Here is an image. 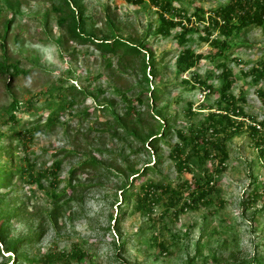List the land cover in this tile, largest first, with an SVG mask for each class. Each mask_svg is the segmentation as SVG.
I'll list each match as a JSON object with an SVG mask.
<instances>
[{"label":"rangeland","instance_id":"obj_1","mask_svg":"<svg viewBox=\"0 0 264 264\" xmlns=\"http://www.w3.org/2000/svg\"><path fill=\"white\" fill-rule=\"evenodd\" d=\"M77 1L90 19L88 31L105 35L110 20L123 38H144L152 54L160 59V76L156 81L165 83V90L158 109L165 108L160 110V119H168L171 131L165 141L158 143L156 152L149 151L147 144L140 147L132 137L112 136L108 128L114 115L121 117L123 111L118 93L132 97L138 91L136 87H145L140 78V62L104 60L89 45L65 42L57 25L61 13L54 10L60 5L58 0H0V62L12 63L24 71L12 81L0 75V134H3L0 145L11 143L17 149L14 164L26 170L21 176L15 175L10 186L0 193L6 195L7 204L25 205L24 216L10 224V239L42 232L34 243L17 254L8 252L0 242V264H10L9 259L15 263L18 260L15 255L40 259L48 253L68 252L75 247L87 253L82 264H264V161L248 134L242 131L227 141L228 159L219 175L213 172L218 167L217 159L200 162L193 157L188 164L190 171H180L170 157L179 143L177 131L189 135L204 123L208 114L224 113L217 110L216 91L221 76L214 63L203 58L190 73L179 75L176 71V59L183 49L204 56L211 52L212 47L201 40L205 35L202 25L195 22L197 31H191L186 36L187 43L180 45L177 38L180 28L171 30L167 37L155 35L157 13L148 2L139 5L130 0ZM178 2L176 7H182L188 17L194 7L209 11L218 5L216 0ZM6 22L10 23L5 33ZM61 38L63 43H58ZM234 42L244 45L232 48L226 60L235 81L230 94L244 115L236 120L244 121L245 125L248 121L264 122V102L259 94L264 93V76L254 81L249 74L253 68L261 69L264 63V32L250 27ZM194 74L211 85L214 92L201 89L191 78ZM6 82L10 83L7 87ZM67 88L85 94L71 98L72 107L56 111L60 103L70 101L69 93H58L59 89ZM11 96L20 106V111L14 113L18 130L32 129L19 142L8 140L5 134L10 128L5 111ZM57 96L63 97L62 102ZM107 100L113 101V112L102 108ZM118 132L122 134V130ZM83 158H95L106 164L105 168H111L74 175L71 185L78 183L82 189L67 205L66 197L59 200L56 225L40 226L52 209L49 195L52 191L60 195L66 189L71 170ZM124 160L139 171L159 162L155 172L140 176L134 185L137 188L150 180L162 186L163 191L157 192L150 213H134L131 205L116 228L113 219L127 206L120 203V191L116 188L123 178L114 167H123ZM58 161L59 169H54ZM51 169L56 175L54 186L49 175ZM205 173L213 175L210 185L214 193L206 204L186 209L189 183ZM131 178L130 175L128 181ZM255 190L259 198L251 202ZM124 241L123 251L118 252L117 246ZM160 243L168 249L167 253H160Z\"/></svg>","mask_w":264,"mask_h":264},{"label":"trees","instance_id":"obj_2","mask_svg":"<svg viewBox=\"0 0 264 264\" xmlns=\"http://www.w3.org/2000/svg\"><path fill=\"white\" fill-rule=\"evenodd\" d=\"M58 2L60 5L54 7V10L61 13L57 19V25L64 35L65 42L68 41L80 46L89 45L99 52L104 60L106 58H117L120 63L128 60L140 62V78L145 87L141 85L136 87L138 91H135V95L132 97H128L124 92L118 91L123 104L121 117L115 114L113 124L111 126L107 124L106 126H110L108 129L112 131V136L121 137V139L132 137L140 143V147L143 148L147 144L149 151L153 150V152H156L158 143L165 141L171 131L168 119H160V110H165V108L158 109L160 96L165 90V83L156 81L160 76L158 67L160 59L158 60L152 54L146 42H144V38L135 40L123 38L114 29L109 22L110 20H108L107 25L109 27H107L105 35L98 36L93 31H88L87 22L90 19L85 17L83 6L77 0H58ZM130 2L139 5L148 2L156 10L158 26L155 29V35L167 37L170 35L171 30L180 28V32L177 35L180 45L187 43L186 36L191 31H197L193 25L195 22L202 25V31L205 35L201 40L209 44L212 50L208 55L204 56L200 53L195 54L189 48L183 49L176 59V71L179 75L190 73L203 58H208L220 70L221 85L216 91L219 94L217 110L222 109L224 113L221 114L216 111V113L208 114L204 123L200 127L192 129L189 135H184L181 131L176 132L179 143L174 146L170 157L175 161L178 170L185 169L190 171L188 166L190 159L197 157L200 162L217 159L218 167L213 172L216 175L221 174L225 170L224 164L228 159L226 143L233 135L240 134L242 131L248 134L257 155L264 161V122L255 123L254 121H248L245 125L244 121L236 120L240 115H244L242 109L236 108L235 100L230 94L235 81L231 70L226 64L228 54L232 48L244 46L234 42L241 33L250 27L260 28L264 32V0H216L218 5L214 9L204 11L201 7H194L192 16L189 17L182 7H176V4H179L178 0H130ZM9 7L12 8V5H9ZM9 23H4L5 33L8 30ZM213 32L216 33L214 37H212ZM57 42L63 43V39H58ZM107 66H110L108 61ZM23 73L24 71L20 70L17 65L6 63L5 61L0 62V75L8 77L10 81ZM249 74L253 75L254 81L260 80L264 76V63H262L261 69L253 68ZM191 78L200 85L201 89L208 90V93L214 92L213 87L200 81L198 75L194 74ZM9 84V82H6V87ZM60 92L69 93L70 101L60 103L63 97L57 96L60 104L56 111L64 110L68 106L72 107L73 99L71 98L76 94H85L84 91H77L74 88L59 89L58 93L60 94ZM259 94L264 102V93L259 92ZM11 97L12 101L5 111L7 113V124L10 125V128L5 134L8 140L19 142L21 139H25L27 135H30L32 129L18 130L19 123L14 113L20 111V106L17 99L13 96ZM222 104H225V107H221ZM114 106L113 101L107 100L102 105V108L113 112ZM137 107H139V110ZM149 121H152V123ZM119 130H122V134L118 132ZM2 136L3 134L1 133L0 141ZM4 158H7L8 161H5ZM156 158L160 159L158 155ZM17 159V149L13 148L11 143L6 146L0 145V190L9 187L15 175L21 176L26 172L20 164H14ZM123 163L125 164L123 167H114V171L123 178L120 187L116 189L120 191V203L123 207H127L123 211L119 209V213L113 219L116 228L129 206L131 207L132 205V212L134 213H150L154 202L157 200V192L163 191L162 186L150 180L142 182L137 188L134 185V181L140 176L148 172H155L159 162H155V165L152 166L146 165L140 171L131 168L125 160ZM59 166L60 162L58 161L54 163L53 167L54 169H59ZM105 166L106 164L97 161L95 158H83L78 166L71 170L66 189L60 195L55 194L53 191L49 195L52 209L46 220H41L40 226L44 223L56 225L57 212L61 208L58 204L63 196L66 197V205L74 201V195L78 192V189H82L78 183L75 186L71 185V182L75 180L74 175L77 177L79 173L88 174L87 172L106 171L111 168V166L107 168ZM54 169H51L49 173L53 179L51 186H54L56 177ZM130 175L132 178L128 181ZM211 176L213 175L205 173L201 177L192 179L189 183L188 201L184 203L186 209H192L198 204H206L208 197L214 193V187L210 185ZM254 192L250 197L251 202H255L259 198L257 191L255 190ZM5 200L6 195L0 193V242L8 252L17 254L21 248L34 243L42 232L33 233L28 237L10 239L9 229L11 222L22 218L26 211L24 204L14 205L13 202L7 204ZM118 206L120 205L118 204ZM124 245L125 241L120 246H117L118 252L123 251ZM159 250L160 253L168 252L163 243L159 244ZM15 257L18 259L15 263L14 259H9L8 262L10 264H82L87 257V253L83 249L75 247L68 252L48 253L40 259H30L26 255H15ZM116 258L119 259L117 256Z\"/></svg>","mask_w":264,"mask_h":264}]
</instances>
